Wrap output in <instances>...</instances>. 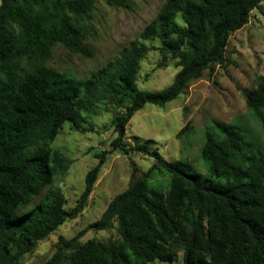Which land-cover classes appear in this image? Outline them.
<instances>
[{
    "label": "trees",
    "instance_id": "1",
    "mask_svg": "<svg viewBox=\"0 0 264 264\" xmlns=\"http://www.w3.org/2000/svg\"><path fill=\"white\" fill-rule=\"evenodd\" d=\"M0 1V264H21L39 242L86 209L104 153L69 209L63 190L54 186L59 170L66 172L73 161L51 146L66 122L88 131L82 114L99 105L115 111L113 146L156 162L97 221L71 239L60 237L44 264H177L180 254L181 264H264V151L248 158V169L234 164L248 148L240 126L215 121L218 133H206L201 155L209 163L207 176L188 161L169 162L148 144L126 140L131 119L147 104L165 107L205 71L228 63L229 37L264 0H167L142 34L144 41L158 40L159 48L132 44L83 79L51 69L47 61L58 44L92 54L83 43L82 21L97 0ZM107 3L128 8L125 0ZM178 16L185 26L177 24ZM154 50L162 54V65L174 59L180 68L173 84L157 92L137 84L142 61ZM246 97L264 131L263 78ZM164 176L169 184L158 186ZM114 223L120 241L81 242L88 230Z\"/></svg>",
    "mask_w": 264,
    "mask_h": 264
},
{
    "label": "rangeland",
    "instance_id": "2",
    "mask_svg": "<svg viewBox=\"0 0 264 264\" xmlns=\"http://www.w3.org/2000/svg\"><path fill=\"white\" fill-rule=\"evenodd\" d=\"M128 8L111 6L107 0H97L91 15L82 21L83 43L92 54L73 53L58 44L53 48L47 66L60 72H71L78 79L86 78L104 66L115 62L132 44L161 46L158 40L144 41L142 34L167 0H125ZM1 2V1H0ZM180 26H185L178 16ZM225 66L216 65L191 82L180 97L165 107L147 104L138 111L127 126L126 140L132 145L148 144L169 162H190L198 172L207 176L209 163L201 155L206 133H218L214 122L234 124L243 129L248 148L234 164L248 169V158L259 157L264 151V131L260 121L247 104L246 93L264 79V1L261 9L251 13L249 23L229 37ZM158 50L149 52L141 63L137 76L140 89L162 91L174 82L180 68L170 59L162 65ZM83 126L88 131H76L71 122L60 129L51 148L60 151L73 163L66 172L59 170L54 187L63 190L67 208H73L85 190L88 172L104 162L80 216L66 222L47 239L38 243L34 252L26 255L21 264H44L55 253L60 237L71 239L97 221L111 200L144 178L155 164L151 155L124 151L113 146L117 134L112 126L115 111L99 105L94 113L83 112ZM186 129L181 138L178 134ZM170 178L160 177L157 185L167 186ZM53 188H51L52 190ZM102 242L120 241L117 223L100 230H88L81 242L90 239ZM177 264H181V254ZM151 264H174L155 261Z\"/></svg>",
    "mask_w": 264,
    "mask_h": 264
}]
</instances>
